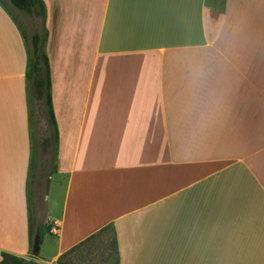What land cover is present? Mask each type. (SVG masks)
<instances>
[{"label": "crops", "instance_id": "0c3cea01", "mask_svg": "<svg viewBox=\"0 0 264 264\" xmlns=\"http://www.w3.org/2000/svg\"><path fill=\"white\" fill-rule=\"evenodd\" d=\"M43 2L58 138L33 247L26 47L0 3V257L264 264V0Z\"/></svg>", "mask_w": 264, "mask_h": 264}, {"label": "rangeland", "instance_id": "374dc122", "mask_svg": "<svg viewBox=\"0 0 264 264\" xmlns=\"http://www.w3.org/2000/svg\"><path fill=\"white\" fill-rule=\"evenodd\" d=\"M0 3L5 6L10 15L16 21L24 41L26 40L25 44L26 42H29V35L34 29H38L41 32V20L39 17H35L15 8L9 0H0ZM26 95L31 145V161H33L31 164H29L27 178V189H29L28 212L30 223L35 235L38 224H43L42 220L44 218L43 213L45 190L44 180L47 173L52 168L54 149L51 144H49L47 148L44 149L41 142L42 138L45 137L50 131V125L47 121L43 99L35 95L33 88L28 83L26 84ZM43 162L44 165L42 167ZM38 263L47 264L43 261H38Z\"/></svg>", "mask_w": 264, "mask_h": 264}, {"label": "trees", "instance_id": "16d2710c", "mask_svg": "<svg viewBox=\"0 0 264 264\" xmlns=\"http://www.w3.org/2000/svg\"><path fill=\"white\" fill-rule=\"evenodd\" d=\"M11 4L30 15L39 17L41 20V32L38 29H34L29 35V42L25 44L26 47V66H25V78L27 83L33 88L37 97L43 99L45 111L47 115V121L50 125L49 133L42 138L41 142L44 149L49 144L53 149L57 145V125L54 116V110L51 99V79H50V67L48 56L44 49L45 39V5L43 0H9ZM27 39V38H26ZM26 41V40H25ZM53 142V143H52ZM33 161L30 160V164ZM42 231L37 230V236L33 235L31 231V225L29 223V243L31 247L34 246L38 238H40ZM67 252L62 253L58 257L59 264H73L67 259ZM0 264H39L38 261L30 258H25L21 255L13 252L2 250L0 257Z\"/></svg>", "mask_w": 264, "mask_h": 264}]
</instances>
